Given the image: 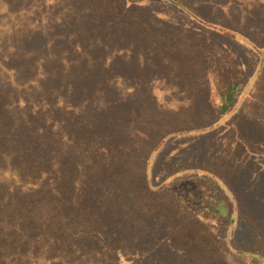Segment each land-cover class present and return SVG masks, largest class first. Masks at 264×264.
<instances>
[{
    "label": "trees",
    "instance_id": "obj_1",
    "mask_svg": "<svg viewBox=\"0 0 264 264\" xmlns=\"http://www.w3.org/2000/svg\"><path fill=\"white\" fill-rule=\"evenodd\" d=\"M0 264H264V0H0Z\"/></svg>",
    "mask_w": 264,
    "mask_h": 264
}]
</instances>
